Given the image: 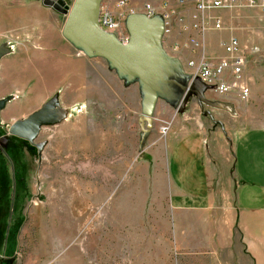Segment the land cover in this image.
I'll return each instance as SVG.
<instances>
[{"label": "rangeland", "instance_id": "1", "mask_svg": "<svg viewBox=\"0 0 264 264\" xmlns=\"http://www.w3.org/2000/svg\"><path fill=\"white\" fill-rule=\"evenodd\" d=\"M135 1L140 7L146 0ZM170 5L178 14L179 9ZM3 6L17 7L12 11L18 16L14 29L0 31V43L9 45L27 42L24 31H61L65 19L42 0H5ZM250 7L243 5L241 11L255 20L234 19V9L219 7L226 21L221 29L207 33L216 36L218 46L205 45L207 55L217 59L224 54L223 42L238 37L249 88L246 98L235 89L217 93L212 85L204 94L212 103L202 101L201 106L194 92L183 94L176 105L158 98L152 126L142 131L138 82H125L114 71L113 78L107 76V87L98 92L99 97L107 93L108 99L93 102L92 108L61 106L63 117L43 124L34 139L40 146L10 133L11 122L0 119V264L253 263L251 255L243 258L248 251L235 239L238 232L234 230L227 242L223 211L177 208L171 196V162H186L181 149L193 141L176 145V125L185 132L197 122L208 137L215 130L229 136L231 177L225 186L231 202L235 136L251 127L264 128V20ZM175 19L177 15L173 25ZM4 22L9 20H0V26ZM239 28L243 31H234ZM186 37L182 32L177 39L183 43ZM214 118L221 119L222 126ZM177 181L186 182L182 176ZM181 200L198 202L195 197ZM255 245L264 250V241Z\"/></svg>", "mask_w": 264, "mask_h": 264}, {"label": "crops", "instance_id": "2", "mask_svg": "<svg viewBox=\"0 0 264 264\" xmlns=\"http://www.w3.org/2000/svg\"><path fill=\"white\" fill-rule=\"evenodd\" d=\"M131 1L134 3L135 0ZM4 3L5 0H0L2 6L0 20H9V23L4 22L5 26L1 25L0 31L5 28L14 29L12 22L18 17L13 16L12 12H17V7L7 8L9 6H3ZM171 3L179 9L170 35L171 39L176 40L182 32L186 33L184 30L180 31L179 17L182 21L190 23L195 0H182L180 3L178 0H171ZM243 5H247L245 0H231L230 5L223 8L234 9L235 15H232L234 19L255 20L253 14L247 16L241 11ZM250 8L253 13L258 14L260 21L263 20L264 13L260 7ZM221 9L208 11L210 13L207 14L208 16L220 18L221 26L214 27L213 19L209 17L205 45L208 43L218 46L216 36L209 37L207 33L223 27L226 15ZM188 31L194 29L190 28ZM234 31L243 30L239 28ZM24 32L27 42L10 44L11 51L0 58V99L8 98L0 108L2 122H12L26 117L53 95H57L60 106L74 110L79 106L92 108L93 102L108 99L107 93L101 97L98 94L100 90L103 91V86L107 87L108 74L111 78L114 74V70L108 67L104 58L77 54L76 47L63 36L61 31ZM201 123L203 124L204 121ZM194 124L185 132L179 131L178 126H175L176 145L186 139L193 141L181 149V155L187 159L186 162L178 160L180 164L176 161L173 165L171 162V196L174 199L172 203L177 208H198L201 211L213 208L223 211L227 242L234 238L235 230L239 234L235 239L241 240L248 251L243 252V258L247 260L246 255L252 256L253 263L248 260L246 264H264V250L258 249L255 245L256 241H264V143L262 144L261 141L264 138V128L251 127L235 136L230 153L231 167L235 175H232L235 183H233L231 202V199L228 200L229 193L225 186L227 179L231 177L227 171L230 167L227 157L229 136L224 130H215L208 137L205 128L201 129L197 122ZM223 128L225 127H221ZM181 176L186 181L182 185L177 181ZM201 179V183H194L195 180ZM259 179L263 182H259ZM254 181L257 183H253ZM249 183L253 185L248 186ZM181 197H195L198 202H182Z\"/></svg>", "mask_w": 264, "mask_h": 264}, {"label": "water", "instance_id": "3", "mask_svg": "<svg viewBox=\"0 0 264 264\" xmlns=\"http://www.w3.org/2000/svg\"><path fill=\"white\" fill-rule=\"evenodd\" d=\"M42 1L65 14L61 32L76 49L88 56L104 58L108 67L125 82L134 80L138 82L142 105L138 119L142 131H147L152 126L158 98H165L176 105L183 94L187 97L194 92L200 106L202 101L212 103L204 96L210 85L204 83L198 76L191 78L185 71L181 59L164 48L162 43L164 18L161 13L153 15L143 11L128 13L125 18L128 40L123 42L114 32L107 31L99 25L101 0H72L71 3H67L66 0ZM9 51L11 46L7 42H1L0 58ZM7 99V97L0 99V108ZM214 103L223 106L221 101ZM63 115L64 109L60 106L57 95H53L26 117L12 121L8 131L40 146L34 139L41 126L53 123Z\"/></svg>", "mask_w": 264, "mask_h": 264}, {"label": "built area", "instance_id": "4", "mask_svg": "<svg viewBox=\"0 0 264 264\" xmlns=\"http://www.w3.org/2000/svg\"><path fill=\"white\" fill-rule=\"evenodd\" d=\"M230 2L231 0H195L190 23L182 21L179 17L180 30L187 32L183 43L170 37L173 18L177 14V11L171 8L170 0H146L140 7L135 6L129 0H101L98 22L103 29L114 32L118 39L126 42L128 31L125 26V18L129 12L140 9L148 15L161 13L164 18L163 46L167 52L181 59L185 71L191 75V78L200 77L204 83L212 85V89L217 93L228 94L235 89L239 97L246 98L249 88L245 82V61L238 37L230 36L223 42L224 54L217 59H211L205 52L204 39L205 31L210 23L209 17L213 19L214 27L221 26L220 18L208 16L207 14H210L208 11L230 5ZM245 2L248 6L260 7L264 13V0H245ZM190 28H193L195 33L188 31ZM186 50L189 53H186ZM80 53L82 52L80 51Z\"/></svg>", "mask_w": 264, "mask_h": 264}, {"label": "flooded vegetation", "instance_id": "5", "mask_svg": "<svg viewBox=\"0 0 264 264\" xmlns=\"http://www.w3.org/2000/svg\"><path fill=\"white\" fill-rule=\"evenodd\" d=\"M209 114V113H208ZM209 116L211 117V115L209 114ZM215 120H217V123L220 124L222 126V121L221 119H218V118H214ZM25 139V138H24Z\"/></svg>", "mask_w": 264, "mask_h": 264}, {"label": "trees", "instance_id": "6", "mask_svg": "<svg viewBox=\"0 0 264 264\" xmlns=\"http://www.w3.org/2000/svg\"><path fill=\"white\" fill-rule=\"evenodd\" d=\"M1 164H3L2 162H0V170H1Z\"/></svg>", "mask_w": 264, "mask_h": 264}]
</instances>
